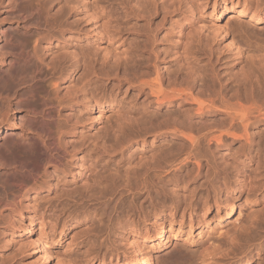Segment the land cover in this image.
I'll list each match as a JSON object with an SVG mask.
<instances>
[{"label":"bare ground","instance_id":"bare-ground-1","mask_svg":"<svg viewBox=\"0 0 264 264\" xmlns=\"http://www.w3.org/2000/svg\"><path fill=\"white\" fill-rule=\"evenodd\" d=\"M83 1L86 2L87 0ZM87 2L89 3V1ZM87 2L86 5H84V2L82 3L84 5L82 10L91 22L96 37L101 41L108 40V42L116 43V39L120 33V18L122 15L119 17L120 13L115 8V3L109 2L106 6L101 7L100 12H98V9H90L87 6ZM236 4L238 5L237 9H222L219 14H215L216 10H218L216 0L213 5L214 10L212 11V15L217 17V20L229 14L231 19L247 17L253 23L264 22L260 0H238ZM0 7H6L11 12L10 16H14V20L21 26V29H15L14 32H21L25 37L21 41L9 33V29H11L9 25L0 27V35L2 36V40H4V45L6 46L7 44L11 48L16 47L19 49L16 52V58L10 60L9 66L17 68L16 71L7 77H2V79L0 77V116H2L3 124L0 127V141L3 139L2 136L5 135L3 128L10 129L8 126L11 119H9V115L15 107H26L27 115L24 127L31 133V135H23L21 141L19 140L20 143H16L22 155L20 158L15 155V157L12 156L9 159L7 157H0V166L8 176L7 180L0 182L1 187L3 189L10 187L16 194H19L18 197L14 195L15 197L11 201L9 199L0 200V206H11L16 209L15 207L16 205L18 206V201H20L19 199L36 189L38 180L42 176L41 167L47 171V164L55 168L63 166V162L68 155V149L62 146L63 127L60 123L61 120L56 119L57 116L53 111L61 113V109L65 106H69L70 109L86 111L88 114H94V110H98L96 117H94L96 119L100 116L98 114L102 110L107 109L104 105H114L116 101L113 88L109 93V84H112L114 87L116 81H118V84L126 81L136 85L139 93L145 95L143 116L135 121L137 126L135 124L128 126L130 123L128 121L132 122L133 118L128 115L125 118L131 119L126 120L121 125H127L129 128L121 127L118 131L115 130L113 143L102 142V145L100 144L96 147L97 155L91 159L89 165L90 169L92 168L94 181L97 179L94 182L95 185L102 186L103 183H114L113 179L105 176L107 166L103 165V163L106 162L107 157L109 158V162L112 159L119 158L116 169L119 167L121 171V168H124L125 178L123 179L124 182L123 180L121 181L123 182L122 184L120 183L121 185L118 183H116V186L110 185L114 189L112 192L102 191L99 193L98 201L94 206H99L109 217L111 223L114 220L113 215L121 208L123 211L129 209V211L135 212L137 216L147 215V217H150V213L145 210L144 203L146 202H149V206L153 209H160V213H155L157 215L156 218H160L161 216L158 215L165 213L164 211L168 207H160L157 202V198L159 197L157 196H166L170 191L177 196H175L176 198H172L173 203L169 209L177 212L185 206L182 209V217L176 231L172 227V224H174V214L172 213H169L171 214L170 226H166L162 219V223L154 221V224H158V227L153 226L154 224H152V227H145V234L141 237L142 245L138 242L130 244L133 249L131 251L133 252L134 259L127 264H153L154 253L165 251L172 239L182 236L181 228L184 224L185 215L188 213L190 218L189 232L184 242H194L190 236L194 228L192 223L195 221L193 213H196V206L199 203L197 205L194 203V205L188 202L185 205L184 195H178L176 189L182 187L180 183L183 176L187 178L188 182L197 181L204 177L208 191L207 199L202 200L204 201V210L206 209L207 211V209L213 207L220 209V206L225 205L228 208L224 219L225 222L231 218V215L235 211V197L232 195H238L239 193L241 195L244 193L241 189L246 187L245 181L241 179L244 175L241 170L242 161L236 158L232 163L228 161V163L226 162L227 164H224V162L220 163L219 161L218 163L213 150L228 148L226 142L231 138L233 142L241 143V147L248 149L249 152L244 154L245 157L252 159L258 154L257 159L253 160L258 161L261 154L259 155V151L255 153L253 149L257 145V136L252 132V129L257 122L264 120V101L262 103V101L257 100L259 98L257 95L261 91L259 92L255 88L243 90L242 85L240 87L237 86L238 88L234 87V89L237 88L235 90L231 87L229 88L221 80L222 77L219 71H217L218 67L209 61L212 65L205 67L204 73L208 70L207 67H209V70L204 75L200 74L199 71L190 69V65L186 69L187 73L186 70H182L185 72H183L184 74H180L181 72L179 73L180 75H175V72L164 73L163 70H169V68L160 66L159 52L156 53L152 48L154 40L159 38L158 29L148 32L142 41V45L139 47L140 49L138 48L139 50L133 52L130 56L129 62L121 64L115 61L112 67L107 63L105 64L106 66L101 65L102 67L99 68L98 65H94L97 61L91 62L93 61L91 60L92 58L88 62L90 56L88 53L90 51L86 53L84 50H76L75 47L73 49L69 43L72 39H76L78 42L84 40L83 31H80L77 28L78 26L76 27L74 23L72 24L69 19L63 17L59 12L51 14L48 4L44 0H0ZM121 9L123 12L127 11L125 7ZM191 9L192 16L195 17L197 8L193 9L192 7ZM51 24L53 25L52 27L58 28V30L54 29L58 32L53 33L52 30V32L48 31L44 33L41 27ZM230 24L218 27L213 39H221L222 42H226L227 48L236 52L237 56L246 58L244 59L245 62L247 60L248 62L250 61L251 63L249 62L247 65L246 62L244 69H242L248 70L250 76L257 77L258 72L264 69V47L255 45H248L246 47L245 45V48H247L245 49L239 46L233 39ZM243 27L244 25L240 22L234 23L235 29L241 30ZM194 29L195 24L190 23L187 29L185 24H179L176 28V34L178 38L184 35L191 36L192 42H195L199 35H197ZM173 32L175 33V27L173 28ZM195 34L197 35L196 39ZM201 35L200 39L204 34ZM199 38L198 43L201 45ZM209 38L211 39V36ZM30 44L33 45L32 50ZM52 47L54 49L59 48L56 51L58 54L55 57H51L52 53L50 49ZM206 48L202 47L203 51L195 47L190 48L185 53L186 59L188 57L191 58V55L194 57V54H200L201 52L205 55H209L210 52L212 53V50H210L212 48ZM144 53H148V55L145 56ZM123 54L127 55L126 52H123ZM107 55L109 56L110 52H107ZM114 57L117 58L116 60L119 59L116 55ZM209 59H211V56ZM29 70H31V76H29L30 72H27ZM45 72L51 73L52 76V78H49L52 80V82L49 81L51 85L50 83L48 84L50 85L49 87H52L50 90L49 87L45 86ZM77 76L79 77L78 81L80 80V85L74 92L70 93L68 86H65V84L71 83L73 78ZM262 94V97H264V91ZM256 96L258 97L257 99ZM185 106L192 107L193 113L191 110L185 109ZM175 107L179 108L176 112ZM54 115L55 117H53ZM122 118L124 119L123 116ZM51 122L55 126V129L58 130L57 132L54 126H49L50 124L52 125ZM53 129L56 135L52 134ZM263 134L264 132L261 135ZM149 137L153 139L154 143H152V146L154 148L150 151V155L147 156L144 150L150 144L148 143ZM262 155H264V152H262ZM222 160L224 161L225 159L222 158ZM83 161L84 163H89V160L83 159ZM84 163L82 162V164ZM85 168L87 169V167ZM117 170L119 171V169ZM117 170L114 169L116 172ZM175 177L178 178L176 185ZM30 182L33 184L31 187L28 185ZM209 192L211 195L213 192L214 195L210 196ZM225 193L231 195V199L227 198L223 200L222 197ZM143 197L144 202L139 206L135 205L136 200ZM252 197H255V193L252 189H249L246 197L249 204L253 203L250 201ZM90 203H92V194L83 195L79 200L74 202V205L77 209H84L85 206H90ZM28 206L30 205L28 204ZM95 208V212L100 210ZM38 213L28 217V221L24 226L18 225L20 221L15 220L12 216L11 226L13 229L11 236L13 238L17 236L18 230L21 229L23 240H27L25 243H28L30 245L28 246L32 250L40 252L44 262L71 264L68 263L69 260L58 259V255L52 251L50 232H55L56 228L54 223L49 224L46 222V218L48 221L49 219L45 213H41V217ZM128 216L126 215L125 217L128 218ZM38 220L42 221H39L41 222L40 226L37 225ZM132 223L133 229H138ZM50 226L51 230H49ZM207 227L210 226L208 225ZM254 229H257V227ZM117 230L121 232L119 231L120 233L116 232L115 234H118V237L124 240L126 244L130 243L131 237L139 233L138 230L137 232L128 233L124 225ZM8 232H6V235ZM237 239H233L230 245H236L239 242L235 241L242 240ZM208 243H203L202 247L204 248L195 252L194 256H198L201 264H223L221 260L214 259L216 257L212 256L216 255L214 252H209L211 247L207 248V246H210ZM219 248L221 249L222 246H219ZM225 251L228 256L231 250L226 249ZM100 254L101 252L97 253L88 263L94 264V261L98 260L96 264H104L106 258L109 256L108 254H104L101 258ZM110 257V264L115 258H117L115 264H120V253H116Z\"/></svg>","mask_w":264,"mask_h":264},{"label":"rangeland","instance_id":"rangeland-1","mask_svg":"<svg viewBox=\"0 0 264 264\" xmlns=\"http://www.w3.org/2000/svg\"><path fill=\"white\" fill-rule=\"evenodd\" d=\"M44 1L47 2L51 14L59 12L63 17L69 19L72 24L74 23L76 27L78 26L77 28L80 31H83L84 40L78 42L76 39H72L69 43L73 49L75 47L76 50H84L86 53L90 51L88 53L90 54L88 62H90V59L92 58L91 60L93 61L91 62L93 63L94 61H97L94 65H98L99 68L106 66L105 64L107 63L112 67L114 66L115 61L118 63L120 62L121 64L129 62L130 56L133 52L140 49L139 47L142 45V41L147 36L148 32L158 29L159 38L154 40L152 48L156 53L159 52L160 66L163 68H169V70L164 69V73L175 72V75H180L184 72L182 70L188 69L190 65V69L199 71L200 74L204 75L209 70L210 65H212L209 62H212L214 66L218 67L217 71H219L220 76L222 77H220L221 80L224 84L229 86V88L231 87L234 89V87H240L241 85L243 90H251L255 88L259 92L261 91L259 95H257L261 98L259 99L256 96V99L258 98L257 100L262 101V103L264 101V97H262V92L264 91V69L258 72L257 77L250 76L248 70H243L246 62L248 65L250 61L248 62L247 60L245 62L244 59L246 58L237 56L236 52L227 48L226 42H222L221 39H213L218 27L226 26L231 23L230 31L234 38L231 37L239 44V46L244 48L245 45L246 47H248V45L264 47L263 21L253 23L250 22L247 17L231 19L229 14L222 19L217 20V17L212 15V11L214 10L213 5L216 0H87L89 1V3L86 1L87 6H89L90 9H98V12H100L101 7L106 6L109 2H114L116 6L115 8L118 9L120 13L119 17L122 15L120 18V33L118 34L116 43H112L110 41L108 42V40L101 41L96 37L91 22L87 19L85 12L82 10L84 5H86L85 1ZM82 1L85 3L84 5H82ZM237 1L238 0H217L218 10H216L215 14H219L222 9H237ZM122 7H125V10L127 9V11L123 12L121 9ZM192 7L193 9L197 8V12L195 11V17L192 16ZM260 7L262 8L264 15V0H260ZM0 10V27L9 25L11 28L9 29V33L23 41L22 39L25 38L23 33L14 32L15 29H21V26L17 24L16 20H14V16H10L11 12L7 10L6 7H0ZM235 22L242 23L244 27L241 30L235 29ZM190 23L195 24L194 30L197 35H199L198 38L202 36L201 34H204L201 39L199 38L201 45L198 43L196 34L195 39H197L195 42H192L193 39L191 36L184 35L178 38L176 34V28L178 25L185 24L187 29ZM52 26V24L49 26H42L41 29L44 33L48 31L52 32V30L53 33H57L58 31L55 30H58V28ZM174 27L175 33L173 32ZM200 32L202 33L198 34ZM210 36L211 39H213L212 41H210ZM205 38L207 39L205 40ZM32 40L34 41V39ZM207 40L209 43L212 42V46L207 43ZM4 44V40H2V36L0 35L1 79L2 77H7L9 74H13L16 71L17 68L15 69L14 66H9L10 60L16 58V52L19 50L16 47H14V49L9 47V45L6 44L5 46ZM201 46L204 49L212 48L210 49L212 50V53L210 52L212 55L209 53L212 60L209 59L210 56L208 54L205 55L202 52L200 54H194L196 56H194L195 58L191 55V58L188 57V59H186L185 53L187 50L189 51L190 48L192 49L194 47L196 49H201ZM30 47L32 50L33 45L30 44ZM57 49L59 48L54 49L52 47L50 49V52L52 53L51 57H55L58 54L56 53ZM107 52H110L111 56H108ZM123 52H126L127 55L123 54ZM114 55L118 56L119 59L116 60L117 58H115ZM144 55L146 56L148 53H144ZM206 66L209 67H207L208 70L206 69L207 71L204 73ZM30 71L31 70L27 72L29 73ZM27 72L26 74H28ZM29 74V76L32 75L31 72ZM44 77L46 78L45 86L49 87L51 85L50 82H52V80L49 79L52 78L51 73L45 72ZM78 79L79 77L77 76L73 78L71 82L72 84L69 82L65 84V86H68L70 93L74 92L79 87L80 80L78 81ZM49 83L50 85H48ZM111 86L112 84H109V93L113 88L116 101L114 105H104L107 109L102 110L101 113L98 114L100 116L96 119H94V117H96L98 110H94V114H88L86 111L70 109L69 106H65L61 109V113L53 111L57 116L56 119H59V121L61 120L60 123L63 127L62 146L68 149V155L61 167L55 168L47 164V171L41 167L42 176L38 180L35 189L36 191H31L29 194H25L26 197H21L22 199H19L18 206L16 205L15 207L16 209L11 206H0V264H51L50 262H44L40 252L32 250V248L29 247L30 245L25 243L27 240H23L21 229L18 230L20 233L18 232L17 236L14 238L11 236L13 229L11 226L12 216L15 220L20 221V223L17 221V223H19L18 225L21 224V226H24L28 221V217L31 215H35L38 212L39 215L45 213L50 221L49 222L46 218V222L49 224L54 223L56 228V233L54 231H52L53 233L50 232L52 251L58 255V259L63 258L62 260L64 261L69 260L68 263L71 264H90L88 261L93 259L99 252H101V258L104 254H108L109 256L106 258L104 264H110V256H114L116 253H120V264H127L134 259L132 255L133 249L130 244L138 242L142 245L141 237L145 234V227H152L154 221L161 223L163 221L166 226H170L171 214L169 213L174 214V224H172L174 231L178 229L182 217V209H184L185 206L177 212L169 209L173 203L172 198H176L175 196H177L171 191L166 196H157L159 197L157 198V202L160 207H168L165 209V213L158 215L161 216L160 218H156L157 215H155V213L161 212L160 209H153L149 206V202L144 203V206L146 212L150 213V217H147V215L137 216L135 215V212H131L129 209L123 211L121 208L113 215L114 220L112 223L109 221V217H107L106 213L101 210L99 206H94L98 201L99 193L102 191L108 193L112 192L114 189L111 188L110 185L116 186V183L121 185L125 178L124 168H121V171L119 167L117 168L119 171L116 169L119 158L117 157L109 162V158L107 157L106 162L103 163V165L107 166L105 176L113 179L114 183L110 184L107 182L106 184L103 183L102 186L95 185L94 182L97 181V179L94 181V178L92 177V168L90 169L89 165L91 159L93 157L95 158L97 155L96 147L100 144L102 145L104 142L113 143L115 136L114 133H116L115 130L118 131L121 127L128 129L129 125L133 126V124L136 123L135 121L143 116L142 112L145 95L139 93L136 85L126 81L118 84V81H116L114 87ZM51 88L52 87H49V90ZM107 95L109 96V94ZM18 108L19 107H15L9 115V119L11 118L8 124L10 129L3 128L5 135L2 136L3 139L0 141L1 158L7 157V159H9L14 155L20 158L22 155L18 150L19 148L16 143H20L19 140L21 141L23 135H31V133H29L24 127L26 125V107L23 106L21 107L22 109L19 108V110ZM185 109L191 110L193 113L192 107L185 106ZM178 110L179 108L175 107V112ZM122 113L127 115L124 116ZM128 115L129 117H133L132 122L128 121L130 122L129 124L126 123L128 126L121 125V123L131 119L125 118ZM53 117H55V115ZM1 126H3L2 116H0V127ZM49 126L52 127L54 125L52 123V125L50 124ZM135 126H137V124H135ZM54 129L52 134H55L54 132L58 131L56 129L54 131ZM252 132L257 136V145L253 147V149L255 153L256 151H259V155L261 154L257 162L253 160L257 159L258 154L252 159H248V157L244 156L245 153L249 152L248 149L241 147V143L233 142L231 138L226 142L228 148L213 150L217 162H224L225 164L228 161L232 163L236 158H239V160L241 159L240 161H242L241 170L244 175L241 179L245 181L246 187L241 189L244 192L241 195L240 193L238 195H232L235 197V211L231 215V218L225 222V215L228 212V208H226L225 205L220 206V209L213 207L207 209V211L206 209L204 210V201L202 200L207 199L208 197L207 183L204 177L197 181L188 182L187 178L183 176L182 182L180 183V186L182 187L176 189L178 195H184L183 197L186 201L185 205L188 204V202L191 204L195 203L196 205L199 203L198 206H196V213H193L195 221L192 223L194 228L190 236L194 242H184V239L189 232L190 218L188 213L185 215L183 221L184 224L181 228L182 236L177 239H172L170 245L165 251L154 253L153 264H201L200 259L198 256L195 257L194 253L202 250L201 248H204L202 247V244L208 243V241L210 246H207V248L209 249L211 247L209 252H214L216 255L212 256L216 257L213 258L215 260H221L223 264H264V155H262V152H264V134L261 135L262 132H264V120L257 122L253 127ZM148 143L150 144L147 145L145 147L147 149L144 150L147 156L150 155V151L154 148L152 146V143H154L152 137L148 138ZM222 158L226 161H221ZM83 159L89 160V163H84ZM82 162L84 164H82ZM85 167H87V169ZM114 169L117 170V172L114 171ZM7 177L6 172L0 166V182L7 180ZM122 180L123 182H121ZM177 180L178 178L175 177V185L177 184ZM28 185L31 187L33 184L30 182ZM2 189L0 183V200L9 199L11 201L14 199V195L17 197L19 196V194L17 193V195L10 187ZM249 189H252L255 193V197H252L250 200L253 202L252 204H249L246 200ZM91 194L93 204L90 203V206L87 205L84 209H77L74 202L79 200L83 195ZM209 195L212 196L214 194L212 192L211 195L209 192ZM30 198L31 200H29ZM222 198L223 200L227 198L231 199V195L225 193ZM142 202H144V197L137 199L135 205L139 206ZM28 204L30 206H28ZM94 208L100 210L95 212ZM32 210L37 212L34 213ZM126 215H129V219L125 217ZM39 221L41 220H38V222ZM38 222L37 225L40 226L42 221L39 222V224ZM132 222L138 227V229H133L131 226ZM116 225L119 226L117 227ZM123 225L128 233L137 232V230L139 232L131 237L129 240L130 243L127 244L124 240H121L118 237V234H115L116 232H121L117 229L123 227ZM208 225L210 227H207ZM153 226L158 227V224H154ZM255 227H257V229H254ZM49 230H51V226ZM109 231H111V233H109ZM6 232H8L7 235ZM236 238L239 240L242 239L240 241L234 240L235 242H239V245H230V242ZM219 246H222V248L220 249ZM226 249L231 250L229 251L230 254H228V256L226 255ZM213 250H215L216 253ZM232 252H235V254ZM116 261L117 258L113 259L111 264H115ZM94 262V264H96L98 263V260Z\"/></svg>","mask_w":264,"mask_h":264}]
</instances>
